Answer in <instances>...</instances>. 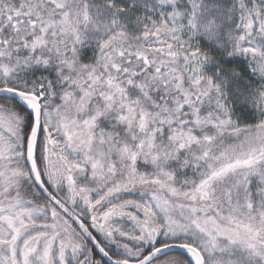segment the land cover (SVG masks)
Returning a JSON list of instances; mask_svg holds the SVG:
<instances>
[{"label":"snow or ice","instance_id":"snow-or-ice-1","mask_svg":"<svg viewBox=\"0 0 264 264\" xmlns=\"http://www.w3.org/2000/svg\"><path fill=\"white\" fill-rule=\"evenodd\" d=\"M0 264H264V0H0Z\"/></svg>","mask_w":264,"mask_h":264}]
</instances>
